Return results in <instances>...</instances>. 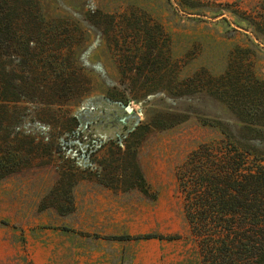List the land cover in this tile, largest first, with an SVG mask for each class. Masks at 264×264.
<instances>
[{"label": "trees", "instance_id": "obj_1", "mask_svg": "<svg viewBox=\"0 0 264 264\" xmlns=\"http://www.w3.org/2000/svg\"><path fill=\"white\" fill-rule=\"evenodd\" d=\"M184 1L191 8L232 13L237 22H245L252 29L264 46V0H247L252 3L250 6L245 5L246 0H223L218 4L220 10H214L209 1ZM87 15L105 26L108 49L123 78L134 81L131 88L176 97L207 94L233 114L241 127L235 132L219 120H201L202 126L217 132L219 137L195 146L179 168L180 184L187 194L186 236L158 232L102 236L98 228L91 232L82 224L75 227L65 222L77 212V191L88 185L133 192L146 203L158 200L138 160L150 128L146 124L134 126L123 138L110 140V145L126 151L117 158L119 164L114 171L98 167L106 162L95 160L108 143L99 147L89 144L86 152L81 150L75 155L76 163L58 168V177L47 186L38 210L52 211L60 224H27L31 233L34 235L39 228H55L80 235L93 245L101 238L108 242L185 240L192 247L175 264H264V73L256 47L259 43L208 48L216 65L208 58L201 67L190 69L182 66L173 52L165 55L163 29L156 28L145 14L135 10L106 13L98 9ZM83 39L84 32L69 17L48 19L39 0H0V188L14 175L30 170L39 159V150L44 148V142L18 130L15 108L31 96L44 97V82L52 85L56 97L67 99L73 91L70 80L75 75L71 72V54ZM166 60L174 64L168 68ZM143 76L148 79L141 84ZM81 120L77 114L63 120L67 130L60 147L71 148L83 142ZM1 223L10 225L8 220ZM12 228L11 242L26 244L27 229L17 224ZM130 261L129 257L123 264ZM0 264L34 263L27 255L18 254L0 260Z\"/></svg>", "mask_w": 264, "mask_h": 264}, {"label": "rangeland", "instance_id": "obj_2", "mask_svg": "<svg viewBox=\"0 0 264 264\" xmlns=\"http://www.w3.org/2000/svg\"><path fill=\"white\" fill-rule=\"evenodd\" d=\"M39 1L48 19L69 17L84 32V39L71 54V72L75 75L70 80L73 91L67 99L56 97L51 91L52 85L44 82L41 90L44 97L31 96L14 110L18 130L44 142V148L39 150V159L30 170L14 175L0 188V260L24 254L34 264H123L129 257L130 264H175L187 255L186 250L192 243L159 239L108 242L101 238L93 245L80 235L55 228H39L34 235L29 230V224H60L52 211L38 210L47 186L58 177V168L76 163L75 155L81 150L86 152L89 144L99 147L108 143L95 160L106 162L98 167L114 171L119 164L117 158L126 151L110 145L111 141L125 137L136 125L146 124L150 128L138 160L158 200L146 203L133 192L88 185L77 191V212L65 222L75 227L82 224L91 232L98 228L102 236L124 232L186 236L189 231L184 210L187 194L180 184L179 168L195 146L219 137L217 132L202 126L201 120H219L235 132L241 127L233 114L207 94L176 97L166 92L149 93L131 88L134 81L123 78L117 69L118 62L108 49L105 26L88 19L87 14L98 9L106 13L135 10L145 14L156 23V28L163 29L161 43L165 55L173 52L180 64L190 69L201 67L208 58L216 65L217 60L210 56L208 48L250 46L253 41L259 43L256 47L264 73L263 44L252 29L245 22H237L232 13L191 8L184 0ZM202 1L212 2L214 10H220L218 4L223 0ZM245 2L246 6L252 4ZM231 35L233 37L229 38ZM202 42L207 46L202 47ZM166 63L168 68L174 64L171 60ZM147 79L141 77L140 83ZM128 105L134 108L132 113L126 110ZM72 114L82 117L79 129L83 142L71 148L60 147L67 130L63 120ZM2 220H8L10 225L4 226ZM14 224L27 229L26 244L11 242Z\"/></svg>", "mask_w": 264, "mask_h": 264}, {"label": "water", "instance_id": "obj_3", "mask_svg": "<svg viewBox=\"0 0 264 264\" xmlns=\"http://www.w3.org/2000/svg\"><path fill=\"white\" fill-rule=\"evenodd\" d=\"M126 110H127L129 113H132V112L134 111V108H133L132 106L128 105V106L126 107ZM123 122H125L124 119H123Z\"/></svg>", "mask_w": 264, "mask_h": 264}]
</instances>
